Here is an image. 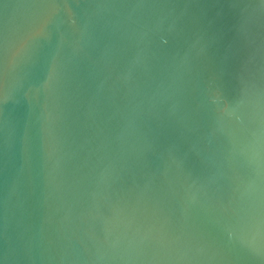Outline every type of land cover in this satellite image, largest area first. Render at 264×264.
Instances as JSON below:
<instances>
[{
    "label": "water",
    "instance_id": "obj_1",
    "mask_svg": "<svg viewBox=\"0 0 264 264\" xmlns=\"http://www.w3.org/2000/svg\"><path fill=\"white\" fill-rule=\"evenodd\" d=\"M0 264H264V0H0Z\"/></svg>",
    "mask_w": 264,
    "mask_h": 264
}]
</instances>
